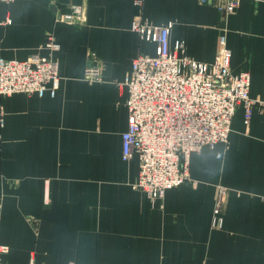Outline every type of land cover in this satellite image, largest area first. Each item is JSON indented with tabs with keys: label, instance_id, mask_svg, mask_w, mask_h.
<instances>
[{
	"label": "crops",
	"instance_id": "obj_1",
	"mask_svg": "<svg viewBox=\"0 0 264 264\" xmlns=\"http://www.w3.org/2000/svg\"><path fill=\"white\" fill-rule=\"evenodd\" d=\"M14 0L0 2V58L52 56L48 93L0 98V244L4 264H264V0H238L221 20L218 0ZM80 5V26L57 13ZM135 15L170 24V46L211 63L224 34L232 74L247 71L256 101L236 109L227 143L189 156V179L152 202L134 187L138 160L122 161L125 81L155 40L131 30ZM51 36L59 50L43 48ZM88 65L103 82L84 81ZM227 189L221 228L216 190Z\"/></svg>",
	"mask_w": 264,
	"mask_h": 264
},
{
	"label": "built area",
	"instance_id": "obj_2",
	"mask_svg": "<svg viewBox=\"0 0 264 264\" xmlns=\"http://www.w3.org/2000/svg\"><path fill=\"white\" fill-rule=\"evenodd\" d=\"M10 4L14 0H0ZM207 4L211 0H201ZM238 0H218L216 9L225 23L235 12ZM141 5L140 0L135 1ZM60 23L80 26L85 10L80 5L68 6L57 13ZM171 25L154 26L140 15L132 18L131 30L141 40H155L153 56L138 54L131 63L125 81L127 129L121 135L122 161L138 160V176L134 187L147 194L152 202L160 200L170 189L189 179V156L203 148L212 149L227 143L230 124L237 108L244 110L248 123L254 105L249 97L250 76L247 71L232 74L231 53L224 34L213 62L203 63L185 56L181 40L170 46ZM51 53L59 44L48 36L43 45ZM84 81L103 82L98 66L85 68ZM58 62L52 56L31 55L26 60L0 58V98L13 94L27 96L48 93L54 97L58 89ZM261 109L264 103L260 102ZM227 190L218 186L212 227L221 228V210ZM9 248L0 244V264Z\"/></svg>",
	"mask_w": 264,
	"mask_h": 264
},
{
	"label": "rangeland",
	"instance_id": "obj_3",
	"mask_svg": "<svg viewBox=\"0 0 264 264\" xmlns=\"http://www.w3.org/2000/svg\"><path fill=\"white\" fill-rule=\"evenodd\" d=\"M222 187V186H221ZM226 189V188H225ZM227 190V189H226Z\"/></svg>",
	"mask_w": 264,
	"mask_h": 264
}]
</instances>
